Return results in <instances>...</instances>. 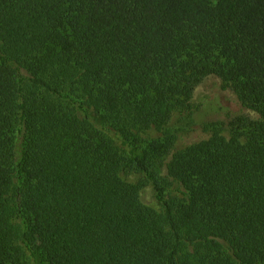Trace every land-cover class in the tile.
I'll return each mask as SVG.
<instances>
[{
	"label": "trees",
	"instance_id": "trees-1",
	"mask_svg": "<svg viewBox=\"0 0 264 264\" xmlns=\"http://www.w3.org/2000/svg\"><path fill=\"white\" fill-rule=\"evenodd\" d=\"M0 264H264V0H0Z\"/></svg>",
	"mask_w": 264,
	"mask_h": 264
},
{
	"label": "rangeland",
	"instance_id": "rangeland-1",
	"mask_svg": "<svg viewBox=\"0 0 264 264\" xmlns=\"http://www.w3.org/2000/svg\"><path fill=\"white\" fill-rule=\"evenodd\" d=\"M219 83L217 79L207 78L199 87L195 101L197 108L193 115L196 123L191 125L188 120L180 123V126L186 128L187 133L177 141L176 148H182L190 143L208 138L210 133L205 132L203 129L205 123L227 122L229 114L233 115L240 111L239 107L231 100L230 92H219ZM219 105L223 108L219 107ZM244 114L252 115L249 111H244ZM129 180H135V176L132 175ZM143 194V200L147 204L159 208L150 188H147Z\"/></svg>",
	"mask_w": 264,
	"mask_h": 264
}]
</instances>
